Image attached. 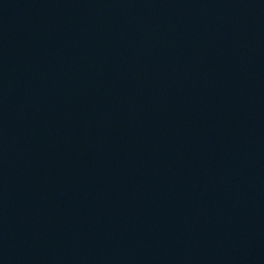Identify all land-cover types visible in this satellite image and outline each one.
Returning <instances> with one entry per match:
<instances>
[{
    "label": "water",
    "instance_id": "water-1",
    "mask_svg": "<svg viewBox=\"0 0 264 264\" xmlns=\"http://www.w3.org/2000/svg\"><path fill=\"white\" fill-rule=\"evenodd\" d=\"M0 264H264V0H0Z\"/></svg>",
    "mask_w": 264,
    "mask_h": 264
}]
</instances>
